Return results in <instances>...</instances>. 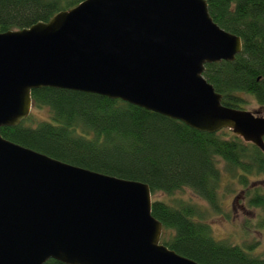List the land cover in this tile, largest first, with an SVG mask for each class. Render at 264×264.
Returning <instances> with one entry per match:
<instances>
[{"label": "water", "instance_id": "water-1", "mask_svg": "<svg viewBox=\"0 0 264 264\" xmlns=\"http://www.w3.org/2000/svg\"><path fill=\"white\" fill-rule=\"evenodd\" d=\"M241 36L206 0H81L0 31V128L43 86L95 92L208 132L230 128L264 151V116L226 105L203 75ZM147 182L53 157L0 132V264H202L161 241Z\"/></svg>", "mask_w": 264, "mask_h": 264}, {"label": "trees", "instance_id": "trees-1", "mask_svg": "<svg viewBox=\"0 0 264 264\" xmlns=\"http://www.w3.org/2000/svg\"><path fill=\"white\" fill-rule=\"evenodd\" d=\"M81 0H0V31L48 20ZM213 19L241 36L234 59L206 62L204 77L226 105L243 108L249 94L264 104V0H206ZM33 111L0 132L15 142L97 171L147 182L152 213L162 222L161 241L202 264H264V256L218 239L206 221L223 209L224 187L243 185L247 204L264 206V193L249 187L264 174V151L230 128L208 132L180 119L95 92L43 86L32 90ZM191 188L201 208L176 192ZM162 191L166 197L156 196ZM259 225L264 227V216ZM43 264H67L55 258Z\"/></svg>", "mask_w": 264, "mask_h": 264}, {"label": "rangeland", "instance_id": "rangeland-1", "mask_svg": "<svg viewBox=\"0 0 264 264\" xmlns=\"http://www.w3.org/2000/svg\"><path fill=\"white\" fill-rule=\"evenodd\" d=\"M243 108L256 111L264 116V104L257 102L253 94H249ZM34 117H44L45 111L32 107ZM228 177L223 178V209L220 212L209 211L206 221L210 224L212 234L218 239H228L243 247H249L253 255L264 256V227L259 225L260 217L264 216V206L248 205V196L245 189L238 181H233L231 189L226 191L224 185ZM249 187L255 186L264 193V174L250 177ZM253 188V187H252ZM177 196L196 202L201 208L207 203L200 198L191 188L185 187L176 192ZM158 197H166L162 191L156 192Z\"/></svg>", "mask_w": 264, "mask_h": 264}]
</instances>
